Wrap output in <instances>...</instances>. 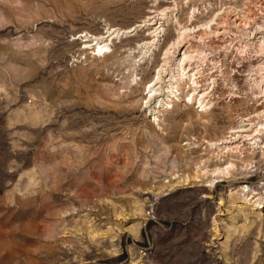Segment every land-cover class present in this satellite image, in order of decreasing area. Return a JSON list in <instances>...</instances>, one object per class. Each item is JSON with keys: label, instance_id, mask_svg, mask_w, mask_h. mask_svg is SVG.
Instances as JSON below:
<instances>
[{"label": "rangeland", "instance_id": "1", "mask_svg": "<svg viewBox=\"0 0 264 264\" xmlns=\"http://www.w3.org/2000/svg\"><path fill=\"white\" fill-rule=\"evenodd\" d=\"M156 2L0 0V264H264V209L236 195L264 189V170L211 188L195 179L225 164L205 142L235 128L231 113L245 105L217 93L221 105L198 120L180 93L152 122L141 99L172 23L135 87L126 56L145 32L101 59L79 37L128 28L170 1ZM246 75L235 76L243 88Z\"/></svg>", "mask_w": 264, "mask_h": 264}, {"label": "bare ground", "instance_id": "2", "mask_svg": "<svg viewBox=\"0 0 264 264\" xmlns=\"http://www.w3.org/2000/svg\"><path fill=\"white\" fill-rule=\"evenodd\" d=\"M169 1L165 7L160 6L162 9L151 10L149 13L153 15L148 14L128 28L107 26L99 36L79 34L85 39L84 48L99 59L105 58L111 55L115 42L120 43L141 30L145 32L147 38L137 43L136 48H129L126 56L133 72L129 86L135 87L138 85L136 67L146 64L160 50L165 27L172 23L176 35L161 50L157 71L148 86H144L146 97L141 99L144 108L152 112V122H159L161 109L172 108L177 94H184L186 105H196L202 114L198 120L221 103L214 102L217 93L218 97L227 94L231 96L230 102L245 105L231 113L238 124L225 136L205 142L211 154L225 164L197 171L195 179L207 178L211 188L235 172L264 170L261 167L264 163V0ZM185 4L189 11L186 19L181 20L176 15ZM244 60L248 62L246 65L241 64ZM245 72L251 84L243 88L235 76ZM248 103L255 106L249 109ZM202 122L208 124V121ZM262 188L259 184L240 186L236 195L245 205L264 209ZM217 203L223 204L221 199Z\"/></svg>", "mask_w": 264, "mask_h": 264}, {"label": "built area", "instance_id": "3", "mask_svg": "<svg viewBox=\"0 0 264 264\" xmlns=\"http://www.w3.org/2000/svg\"><path fill=\"white\" fill-rule=\"evenodd\" d=\"M255 164H253L252 166H254ZM253 183H249V185H252Z\"/></svg>", "mask_w": 264, "mask_h": 264}]
</instances>
